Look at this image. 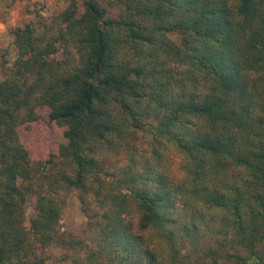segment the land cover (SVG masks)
<instances>
[{"label": "trees", "instance_id": "trees-1", "mask_svg": "<svg viewBox=\"0 0 264 264\" xmlns=\"http://www.w3.org/2000/svg\"><path fill=\"white\" fill-rule=\"evenodd\" d=\"M10 33L0 264H264V0H71ZM73 191L91 245L59 230Z\"/></svg>", "mask_w": 264, "mask_h": 264}, {"label": "rangeland", "instance_id": "rangeland-1", "mask_svg": "<svg viewBox=\"0 0 264 264\" xmlns=\"http://www.w3.org/2000/svg\"><path fill=\"white\" fill-rule=\"evenodd\" d=\"M71 0H0V77L2 76L4 65L10 67L14 62L17 49L10 31L15 27H24L28 23H33L52 15L62 12ZM78 7L82 5V0H74ZM110 15L116 16L115 11H110ZM144 138L137 136L135 145H141L151 150V145L142 142ZM22 141L30 146V157L33 161H45L54 151L55 146L49 138L46 130L41 124V128L35 126L33 131L22 133ZM142 142V143H141ZM150 146V147H149ZM167 159L169 169L175 171L179 166V157L170 146L167 150L161 151ZM164 158V159H165ZM111 160H114L111 158ZM34 196H30L26 205V218L29 219L33 213ZM136 222V217H134ZM88 220L81 211V204L77 191L69 194L67 206L63 210L59 222V230L66 236L75 238H86V242L91 245L88 235ZM72 251L50 246L44 249L43 256L45 264H73L71 259Z\"/></svg>", "mask_w": 264, "mask_h": 264}]
</instances>
